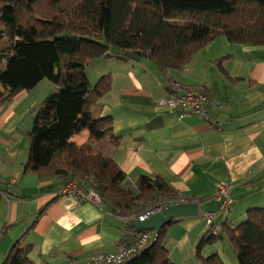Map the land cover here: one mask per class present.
Here are the masks:
<instances>
[{"label":"crops","instance_id":"1","mask_svg":"<svg viewBox=\"0 0 264 264\" xmlns=\"http://www.w3.org/2000/svg\"><path fill=\"white\" fill-rule=\"evenodd\" d=\"M92 64L91 84L110 75L111 88L91 112L95 118L110 117L113 135L119 137L117 144L110 136L91 143L93 152L112 159L133 185L142 176H159L177 199L198 203V216L167 227L163 246L172 263L194 259L195 246L207 234L202 215L216 209L218 182L232 183L224 218L232 228L250 210L264 208V46L235 45L217 37L182 71L165 75L147 60L115 51ZM168 81L215 101L219 108H208L210 122L200 116L178 120L160 106L169 95ZM31 92L0 102V264L18 240L32 248L33 264H88L91 257L112 255L124 227L121 217L102 204H78L73 196H59L65 182L23 173L27 133L36 115L28 103ZM70 141L87 144L89 134L83 130Z\"/></svg>","mask_w":264,"mask_h":264},{"label":"trees","instance_id":"2","mask_svg":"<svg viewBox=\"0 0 264 264\" xmlns=\"http://www.w3.org/2000/svg\"><path fill=\"white\" fill-rule=\"evenodd\" d=\"M217 37L235 45L264 46V0H0V102L33 90L45 79L55 86L27 133L23 173L65 183L77 180L121 218L158 196L180 197L159 176H142L134 191L125 189L126 177L114 161L93 152L91 143L110 136L117 144L119 137L113 135L110 117L95 118L91 112L109 92L111 77L102 76L92 85L86 70L115 51L147 60L163 75L182 71ZM83 130L89 143H72ZM182 202L196 203L184 197ZM248 214L234 228L223 220L219 237L206 234L199 240L196 253L203 264H223L218 255L202 258L200 251L224 231L237 264H264V208ZM167 227L119 264H174L163 246ZM20 241L2 264H33L32 248Z\"/></svg>","mask_w":264,"mask_h":264},{"label":"built area","instance_id":"3","mask_svg":"<svg viewBox=\"0 0 264 264\" xmlns=\"http://www.w3.org/2000/svg\"><path fill=\"white\" fill-rule=\"evenodd\" d=\"M167 90L169 95L161 99L159 105L166 107L170 112L175 114L178 120L190 116H200L207 122H210L207 116L208 108L211 106L219 108V105L215 101L211 100L204 92L195 88L184 86L174 81H168ZM213 126L217 131H220V125L215 124ZM124 188L134 191L135 185L129 181H125ZM231 189L232 183L228 181L215 184L213 200L216 203V209L206 211L202 215V222L205 224L207 235L210 237L216 238L221 235V223L231 205ZM57 194L59 196H73L78 204L91 203L96 206L101 204L99 196L92 190H85L83 184L77 180H71L62 184ZM168 204H183V202L182 199H169L158 196L153 200L138 205L130 217L122 218L124 227L117 242L115 253L109 256L91 257L88 259V264H119L131 257L148 242L154 241L156 235L153 232L136 231L129 226V222H145L150 217L159 213Z\"/></svg>","mask_w":264,"mask_h":264},{"label":"rangeland","instance_id":"4","mask_svg":"<svg viewBox=\"0 0 264 264\" xmlns=\"http://www.w3.org/2000/svg\"><path fill=\"white\" fill-rule=\"evenodd\" d=\"M95 64H90L88 69V81L90 83H94L93 79L94 76L92 74V69L94 68ZM4 67V63L0 66V69ZM55 90V86L50 83L48 80H43L35 89L32 90L30 97H29V105L34 107L35 113L38 111V107L41 105L43 100L50 95ZM87 188L85 185H83ZM169 227V226H168ZM218 255L223 264H237L236 256L229 240L228 232L224 231L222 233L221 239H217L212 244L205 245L200 251V257L207 258L210 255ZM203 264L201 259L198 258L196 253V246L194 248V259L189 264Z\"/></svg>","mask_w":264,"mask_h":264},{"label":"water","instance_id":"5","mask_svg":"<svg viewBox=\"0 0 264 264\" xmlns=\"http://www.w3.org/2000/svg\"><path fill=\"white\" fill-rule=\"evenodd\" d=\"M198 214V203L168 204L145 222L130 221L129 226L136 231L153 232L157 236L162 229L171 225L173 221L196 217Z\"/></svg>","mask_w":264,"mask_h":264}]
</instances>
